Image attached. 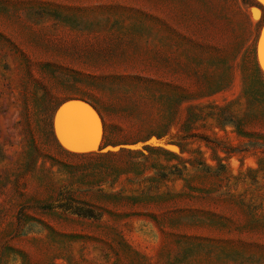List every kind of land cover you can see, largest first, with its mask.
<instances>
[{"label": "rangeland", "instance_id": "rangeland-1", "mask_svg": "<svg viewBox=\"0 0 264 264\" xmlns=\"http://www.w3.org/2000/svg\"><path fill=\"white\" fill-rule=\"evenodd\" d=\"M263 21L262 0H0V264H264ZM70 97L102 111L92 149L53 137Z\"/></svg>", "mask_w": 264, "mask_h": 264}, {"label": "water", "instance_id": "water-1", "mask_svg": "<svg viewBox=\"0 0 264 264\" xmlns=\"http://www.w3.org/2000/svg\"><path fill=\"white\" fill-rule=\"evenodd\" d=\"M263 27L264 21L256 37V55L257 45ZM261 56L264 59V49L261 52ZM60 108L61 110L58 113ZM57 113V134H55L54 120ZM100 121V116L92 103L80 97H70L64 99L55 107L50 122L56 143L64 150L74 151L93 147L88 138L90 135L97 133V127ZM139 145L140 143L138 141L117 145H102L99 151L105 148H108L106 151H118L120 149L133 150L139 149Z\"/></svg>", "mask_w": 264, "mask_h": 264}, {"label": "trees", "instance_id": "trees-1", "mask_svg": "<svg viewBox=\"0 0 264 264\" xmlns=\"http://www.w3.org/2000/svg\"><path fill=\"white\" fill-rule=\"evenodd\" d=\"M251 4V3H250ZM244 23L245 24H250V20H249V17L246 16L245 20H244ZM82 97V96H80ZM87 99L90 103H92L94 105V108L96 109V111L98 112L99 116H100V119H101V122H102V125L103 127L105 126V122H104V116L102 114V111L101 109L98 107V105L91 99H88V98H85ZM147 149L148 148H153V147H150V146H147L146 147ZM154 149H158L157 147H155ZM122 152H125V153H128V154H134V153H139V150H120V151H117V152H112V151H107L105 153H103L102 155L103 156H108V155H114V154H117V153H122ZM74 214H77L79 216H82V217H94V214H93V210L91 208H85V207H81V209H77V210H74L73 211Z\"/></svg>", "mask_w": 264, "mask_h": 264}, {"label": "bare ground", "instance_id": "bare-ground-1", "mask_svg": "<svg viewBox=\"0 0 264 264\" xmlns=\"http://www.w3.org/2000/svg\"><path fill=\"white\" fill-rule=\"evenodd\" d=\"M259 45H260V51H259V53H261L262 52V50L264 49V27H263V29H262V32H261V37H260V41H259ZM259 55V54H258ZM261 56V55H260ZM262 61H263V69H264V59L262 58L261 59ZM260 63H262V62H260ZM261 66V65H260ZM60 110H61V108H60ZM60 110L58 111V113L60 112ZM58 116V115H57ZM56 116V117H57ZM56 119V118H55ZM56 123V122H55ZM99 126L97 127V133H95V134H92V135H90L89 136V141L92 143V145L94 146L96 143H97V141H98V135H99ZM96 146V145H95ZM93 148V147H92ZM91 148V149H92ZM88 149H90V148H86V150H88ZM83 150V149H82ZM75 151H78V150H75ZM80 151V150H79ZM83 151H85V149L83 150Z\"/></svg>", "mask_w": 264, "mask_h": 264}, {"label": "snow or ice", "instance_id": "snow-or-ice-1", "mask_svg": "<svg viewBox=\"0 0 264 264\" xmlns=\"http://www.w3.org/2000/svg\"><path fill=\"white\" fill-rule=\"evenodd\" d=\"M262 2H264V0H262Z\"/></svg>", "mask_w": 264, "mask_h": 264}, {"label": "crops", "instance_id": "crops-1", "mask_svg": "<svg viewBox=\"0 0 264 264\" xmlns=\"http://www.w3.org/2000/svg\"><path fill=\"white\" fill-rule=\"evenodd\" d=\"M60 110V109H59ZM98 126H99V124H98Z\"/></svg>", "mask_w": 264, "mask_h": 264}]
</instances>
